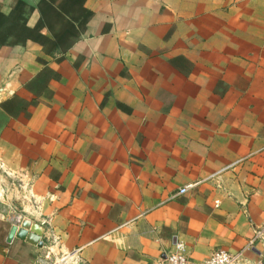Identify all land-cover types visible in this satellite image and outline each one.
Wrapping results in <instances>:
<instances>
[{"label":"crops","instance_id":"0c3cea01","mask_svg":"<svg viewBox=\"0 0 264 264\" xmlns=\"http://www.w3.org/2000/svg\"><path fill=\"white\" fill-rule=\"evenodd\" d=\"M0 15V264H161L177 241L196 264H264V0ZM3 195L44 219L43 247L8 243Z\"/></svg>","mask_w":264,"mask_h":264},{"label":"built area","instance_id":"2783aa9c","mask_svg":"<svg viewBox=\"0 0 264 264\" xmlns=\"http://www.w3.org/2000/svg\"><path fill=\"white\" fill-rule=\"evenodd\" d=\"M195 185H190L180 190V194H186L190 189L194 188ZM23 220V216L15 214L10 219L12 224L21 223ZM264 236V229L259 230L256 233L255 240H260ZM244 252H241L237 255L231 254L227 251L220 250L214 252L211 257L202 264H242ZM45 264H88L83 261L78 255V251L74 253H67L60 255L59 257H55L48 251L44 257ZM161 264H196L192 262L188 256L186 255L185 245L181 241H177L175 245V250L167 256Z\"/></svg>","mask_w":264,"mask_h":264},{"label":"water","instance_id":"95a60500","mask_svg":"<svg viewBox=\"0 0 264 264\" xmlns=\"http://www.w3.org/2000/svg\"><path fill=\"white\" fill-rule=\"evenodd\" d=\"M2 198V201L7 203L10 206V209H12L13 215L18 214L23 216L21 223L12 224L8 236V243H11L13 238L17 237L18 239L25 240L34 246L43 247L44 242L42 241V238L46 233L44 219L40 217L37 212L31 215L30 213L23 211V209L18 207L11 198H8L7 195H3ZM21 200L23 201V198ZM2 217L5 219L4 216Z\"/></svg>","mask_w":264,"mask_h":264},{"label":"trees","instance_id":"16d2710c","mask_svg":"<svg viewBox=\"0 0 264 264\" xmlns=\"http://www.w3.org/2000/svg\"><path fill=\"white\" fill-rule=\"evenodd\" d=\"M75 1V0H74ZM79 1V3H80V5H81V9L83 8V5H84V3L86 2V0H78ZM75 3H77V2H75ZM3 21H4V19L2 18V16L0 15V24L2 25L3 24ZM20 26V25H19ZM58 39H59V37H57Z\"/></svg>","mask_w":264,"mask_h":264}]
</instances>
